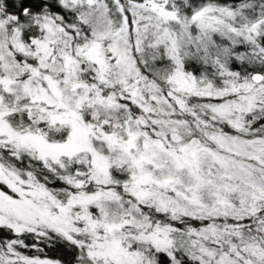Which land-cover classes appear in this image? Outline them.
<instances>
[{
	"label": "snow or ice",
	"instance_id": "obj_1",
	"mask_svg": "<svg viewBox=\"0 0 264 264\" xmlns=\"http://www.w3.org/2000/svg\"><path fill=\"white\" fill-rule=\"evenodd\" d=\"M0 264H264V0H0Z\"/></svg>",
	"mask_w": 264,
	"mask_h": 264
},
{
	"label": "trees",
	"instance_id": "obj_2",
	"mask_svg": "<svg viewBox=\"0 0 264 264\" xmlns=\"http://www.w3.org/2000/svg\"><path fill=\"white\" fill-rule=\"evenodd\" d=\"M58 253L49 252V255H57Z\"/></svg>",
	"mask_w": 264,
	"mask_h": 264
}]
</instances>
